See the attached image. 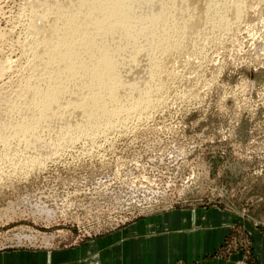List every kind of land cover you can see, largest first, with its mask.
<instances>
[{"label":"rangeland","instance_id":"1","mask_svg":"<svg viewBox=\"0 0 264 264\" xmlns=\"http://www.w3.org/2000/svg\"><path fill=\"white\" fill-rule=\"evenodd\" d=\"M32 1L0 0V60L15 70L0 99L27 72ZM244 5L230 32L166 60L170 82L147 114L94 138L57 130L45 157L0 144V252L73 249L178 215L177 232L149 233L131 264H264V0Z\"/></svg>","mask_w":264,"mask_h":264},{"label":"bare ground","instance_id":"2","mask_svg":"<svg viewBox=\"0 0 264 264\" xmlns=\"http://www.w3.org/2000/svg\"><path fill=\"white\" fill-rule=\"evenodd\" d=\"M244 1L30 2L31 40L20 45L27 72L0 99V144L9 150L17 143L45 157L52 146L46 136L57 130L77 128L94 138L106 132L100 126L147 114L170 82L166 60L205 34L230 32ZM8 60H0L1 81L13 69Z\"/></svg>","mask_w":264,"mask_h":264},{"label":"crops","instance_id":"3","mask_svg":"<svg viewBox=\"0 0 264 264\" xmlns=\"http://www.w3.org/2000/svg\"><path fill=\"white\" fill-rule=\"evenodd\" d=\"M177 216L159 217V220L150 222L144 219L114 234L89 241L73 249L51 252L3 251L0 252V264H123L125 259L131 264L133 257L143 258L151 249L153 242L151 236H148L149 233L157 232L158 228H162L163 231L170 228L172 231L176 230L174 233L177 232L182 224ZM198 220L204 221L203 215L197 217V213H194L191 222L195 224ZM168 236L164 234L157 238L159 242L165 240L168 243Z\"/></svg>","mask_w":264,"mask_h":264}]
</instances>
